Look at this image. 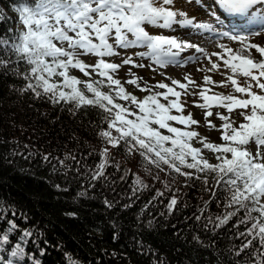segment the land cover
Returning <instances> with one entry per match:
<instances>
[{"label": "snow or ice", "instance_id": "obj_1", "mask_svg": "<svg viewBox=\"0 0 264 264\" xmlns=\"http://www.w3.org/2000/svg\"><path fill=\"white\" fill-rule=\"evenodd\" d=\"M215 2L229 14L247 17L248 24L258 25L259 31L252 30L247 34L220 32V36L238 42L240 48L233 50L219 44L222 51L208 56L202 47L187 39L175 35H150L146 31V25L160 29L179 26L208 33L216 31L212 23L197 22L195 17L190 18L186 12L175 9L174 0H24L14 9L22 27L15 31L9 27L6 32L0 33V71L25 81L20 88L12 86L20 93L31 92L36 98L47 97L54 104L64 102L73 105L74 109L89 106L101 109L106 114L107 129H102L99 135L108 145L115 148L123 142L129 153L139 151L158 168L162 164L167 165L168 169L189 180L194 176L201 180L214 199L219 201L222 198L224 208L215 218L207 217L208 222L215 228H222L237 217L233 228L237 230L236 238H243V241L235 248L234 255L241 257L244 254L246 258L238 259L234 264H264V46L251 39L264 37V11L258 14L255 7L264 9V0ZM210 14L215 15L212 11ZM138 47H145L147 51L137 52L136 56L148 58L159 67L178 63L180 54L187 49H195L197 53L208 56L211 63L208 71L219 70L220 64L211 61L212 56L218 57L231 72L220 86L227 87L230 82L233 92L227 95L208 94L211 88L197 85L187 75L184 77L187 83L172 79L171 84L161 81L141 87L139 81L142 78L130 70L132 78L125 82L148 93L139 99L127 92L114 74L123 65L137 68L145 65L137 64L132 56L123 58L121 64L105 59L119 56L118 49ZM253 50L259 59L253 56ZM89 54L97 57L95 64H87L80 58ZM21 64L24 65L23 71ZM70 69H78L89 79L81 80L70 75ZM92 73L100 79H91ZM57 77L61 79H55ZM237 77L245 78L243 85ZM203 81L205 86L216 84L207 75ZM190 85L201 88L192 95H198L203 101L197 107L206 110V124L221 132L222 143L210 142L201 136L191 127L199 122L191 113L183 114L185 107L181 96L186 94ZM105 86L109 88L108 92L102 90ZM117 101H125L127 105ZM213 107L225 109L227 114L214 113L211 110ZM173 110L178 114H173ZM237 110L242 117L239 123L232 115ZM214 115L222 121L219 128L209 119ZM172 122L184 128L176 127ZM113 130L117 135H113ZM161 130H166L168 134ZM193 140L202 148L194 147ZM249 145L255 146L254 152L249 150ZM204 149L215 155L217 163H210L204 158ZM108 155L106 147L100 153L101 161L91 179L98 180L104 176ZM185 168L194 172L183 171ZM209 177L211 188L207 187ZM135 183L147 187L139 177ZM156 195L162 196L163 192L158 191ZM177 203L173 196L167 205L169 211L174 210ZM208 203L204 202L201 215L195 217L197 220L201 219ZM105 204L111 207L107 200ZM5 211L7 209L0 205V219ZM11 215L15 217L18 214L12 211ZM21 218L26 219L22 214ZM6 224V228H0V246L8 244L9 234L19 230L14 220H7ZM240 225L245 226L243 231L239 230ZM32 236L33 232L25 229L20 239L27 242ZM25 255V248L16 243L7 258L0 256V264H20ZM69 260L70 264H76L75 260ZM33 264H39V261Z\"/></svg>", "mask_w": 264, "mask_h": 264}, {"label": "trees", "instance_id": "obj_2", "mask_svg": "<svg viewBox=\"0 0 264 264\" xmlns=\"http://www.w3.org/2000/svg\"><path fill=\"white\" fill-rule=\"evenodd\" d=\"M23 2L0 0V33L18 28L8 11L16 13ZM24 84L0 71V205L7 209L0 228L7 220L19 226L0 246V256L7 258L21 243L26 255L20 264H70L69 258L76 264H234L246 258L234 255L243 241L233 228L237 217L222 228L208 222L224 208L222 198L214 199L201 180H189L167 165L158 168L139 151L129 153L123 142L108 145L99 135L107 129L101 109H74L12 87ZM106 147L104 176L93 180ZM137 177L147 187L137 185ZM82 192L86 195H78ZM173 196L178 203L169 211ZM205 201L207 209L197 220ZM25 229L33 232L27 242L20 239Z\"/></svg>", "mask_w": 264, "mask_h": 264}, {"label": "rangeland", "instance_id": "obj_3", "mask_svg": "<svg viewBox=\"0 0 264 264\" xmlns=\"http://www.w3.org/2000/svg\"><path fill=\"white\" fill-rule=\"evenodd\" d=\"M257 12L259 14L260 11H264L261 9L260 6H255ZM174 8L177 10H182L188 14V16L195 17L197 22H207L212 23L214 28L216 29L215 32H202L197 30H190L186 28H179V26H175L174 29H160L154 27L152 25H146L145 29L149 32L150 35H168L172 36L175 35L180 39H187L191 43L197 44L199 47H202L208 56H211L213 52H221L222 50L219 48V44H224L227 47L232 48L233 50H238L240 48V44L238 42L232 41L227 37H222L219 35L220 32L228 31L232 33H240V34H247L248 31L256 30L259 31L258 25H249L248 18L240 15L234 14L233 16L229 15L226 11L221 10L215 0H200L199 3L196 0H174ZM210 11L214 12L215 15H211ZM9 14L15 16L17 19V23L15 24L16 27H22L18 23V15L14 12L8 11ZM131 38V37H130ZM253 42L264 46V37H252ZM120 52L119 56L107 57L105 58L109 62H114L121 64L123 58L126 56H132L133 60L137 64H144L145 67L137 68L132 67V65H123L114 75L115 78L120 79L122 84L124 85L127 92L136 95L139 99H142L148 93L140 91L135 85H129L125 81L132 78L131 73H134L136 76L141 77L142 79L139 81L141 87H144L145 84L148 86L155 85L158 82L163 81L164 83L171 84L172 79L180 80L182 83H187L184 80V77L190 76L193 81L196 82L197 85L201 87H208L211 88L212 93H222V94H229L233 92L230 82H228L227 87L220 86L221 81H226L227 76L231 74L230 70L223 66V61L219 60L218 57L212 56L211 61L217 62L220 64L219 70L208 71L211 68V63L208 59V56H205L204 53H197L195 49H187L186 51L182 52L179 58L178 63L169 64L166 67H159L152 63V61L148 58H141L136 56L135 53L141 51H147L145 47H138V48H130V49H118ZM254 55H257V59H259V55L255 53L253 50ZM85 63L87 64H95L97 57L89 54L80 57ZM155 69V71H153ZM91 71V69H89ZM70 75L76 76L81 80H87L89 77H85L83 73H81L78 69H70ZM207 75L211 77L216 84L213 85H204L203 77ZM239 82L243 85L245 78L237 77ZM55 79H61L59 77ZM91 79L98 80V77L95 73H92ZM83 88V85L80 86ZM105 92L109 91L108 87H103L102 89ZM179 90V89H177ZM201 88H194L193 86H189L187 89L186 94H182L181 102L184 104L185 111L184 115H188L189 113L192 114V117L196 119L199 124L192 125V129L200 133L201 136L208 138L210 142L214 143H222L221 140V132L210 128L205 121V109H201L197 107V104L203 103L198 95H192L193 92H199ZM256 90V89H254ZM154 91H164L163 89H154ZM182 92L184 90H181ZM87 95H91L86 93ZM239 95V94H237ZM122 104H126L125 101H117ZM163 102V101H162ZM134 108L135 106H131ZM214 113L219 111L224 114L226 113L225 109H220L213 107L211 109ZM239 111H235L232 115L236 119L237 123L242 121V117L239 115ZM173 114L175 113L173 110ZM213 124L217 125V128L221 125L222 121H220L215 115L209 118ZM174 126L184 128L183 125L175 124L172 122ZM164 134H168L166 130H161ZM194 147H201L202 145L198 143L196 140L192 141ZM249 150L255 151L254 145H249ZM204 158L208 159L210 163H217L215 159V155L207 149H204L202 152Z\"/></svg>", "mask_w": 264, "mask_h": 264}, {"label": "bare ground", "instance_id": "obj_4", "mask_svg": "<svg viewBox=\"0 0 264 264\" xmlns=\"http://www.w3.org/2000/svg\"><path fill=\"white\" fill-rule=\"evenodd\" d=\"M180 56H182V55H180ZM253 56H254V57H257V55H254V53H253Z\"/></svg>", "mask_w": 264, "mask_h": 264}]
</instances>
